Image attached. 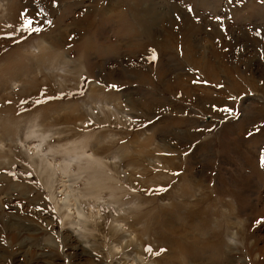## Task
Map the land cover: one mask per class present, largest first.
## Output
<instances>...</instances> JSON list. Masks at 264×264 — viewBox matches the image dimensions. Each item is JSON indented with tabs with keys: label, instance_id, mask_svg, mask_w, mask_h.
Returning a JSON list of instances; mask_svg holds the SVG:
<instances>
[{
	"label": "rangeland",
	"instance_id": "obj_1",
	"mask_svg": "<svg viewBox=\"0 0 264 264\" xmlns=\"http://www.w3.org/2000/svg\"><path fill=\"white\" fill-rule=\"evenodd\" d=\"M0 264H264V0H0Z\"/></svg>",
	"mask_w": 264,
	"mask_h": 264
},
{
	"label": "bare ground",
	"instance_id": "obj_2",
	"mask_svg": "<svg viewBox=\"0 0 264 264\" xmlns=\"http://www.w3.org/2000/svg\"><path fill=\"white\" fill-rule=\"evenodd\" d=\"M141 20L144 22V25H145V27H148L149 25L146 23V21H145V19H144V17L142 16L141 17ZM186 31V30H185ZM187 38V37H186ZM185 38V39H186ZM189 38V37H188ZM187 44V43H186ZM190 45V44H189ZM188 46V45H187ZM184 50L186 51V53H187V55H188V57L189 58H191L192 56H193V54H192V52H191V48L189 47V53H188V51L186 50V46L184 45ZM192 60V59H191ZM193 61V60H192ZM194 62V61H193ZM195 63V62H194ZM204 68V67H203ZM204 71L206 72V68L204 69ZM208 73L210 72V71H207ZM84 153L83 152H80L79 154H76L75 153V155H76V157H82V156H84L83 155ZM77 155H79V156H77ZM93 156H96L95 154H93ZM75 159V158H74ZM88 159L89 160H91V164L89 165V166H87V167H89V168H92V166H94V165H103L104 163V160L103 159H98V158H95V157H88ZM106 166V165H105ZM92 176H94L95 178H97L98 179V181H101V180H99V178H101L98 174H93Z\"/></svg>",
	"mask_w": 264,
	"mask_h": 264
},
{
	"label": "snow or ice",
	"instance_id": "obj_3",
	"mask_svg": "<svg viewBox=\"0 0 264 264\" xmlns=\"http://www.w3.org/2000/svg\"><path fill=\"white\" fill-rule=\"evenodd\" d=\"M53 2H55V0H53ZM49 23H51V22L49 21ZM24 28H25V30H28V31H31V32H39V31L42 30L39 27H33V21L32 20H28L26 22V24L24 25ZM151 59L152 60H156L157 59V56L155 54V51H153V55H152ZM113 87H115V86H113ZM145 250L146 251H152V249L150 247L149 248H146Z\"/></svg>",
	"mask_w": 264,
	"mask_h": 264
}]
</instances>
